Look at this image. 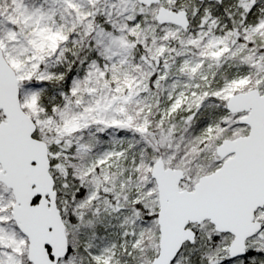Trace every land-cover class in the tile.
<instances>
[{"label": "snow or ice", "instance_id": "1", "mask_svg": "<svg viewBox=\"0 0 264 264\" xmlns=\"http://www.w3.org/2000/svg\"><path fill=\"white\" fill-rule=\"evenodd\" d=\"M0 264H264V0H0Z\"/></svg>", "mask_w": 264, "mask_h": 264}]
</instances>
